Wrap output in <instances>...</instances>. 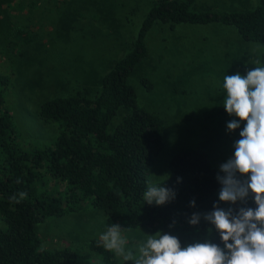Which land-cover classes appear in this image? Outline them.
Wrapping results in <instances>:
<instances>
[{
  "label": "trees",
  "instance_id": "trees-1",
  "mask_svg": "<svg viewBox=\"0 0 264 264\" xmlns=\"http://www.w3.org/2000/svg\"><path fill=\"white\" fill-rule=\"evenodd\" d=\"M193 3L148 0L128 50L104 70L95 94L75 90L44 100L37 116L56 124L51 144L30 150L19 146L11 114L2 108L8 78L0 75V264H94L69 246L41 248L36 233L37 224L50 217L85 210H100L110 224L122 228L170 233L182 246L205 240L223 246L215 226L203 217L195 226L188 223L193 213L211 212L214 204L224 209L240 206L219 200L222 185L217 175L223 173L211 165L206 143L175 152L166 163L167 177L154 183L175 191L174 200L157 206L143 199L150 166L163 146L164 122L137 104L129 82L131 72L149 53L147 33L155 26L172 30L177 24L214 23L229 25L241 40L264 46V0L232 11L196 9ZM139 83L146 90L152 87L145 76ZM21 192L27 194L23 199ZM13 195L19 203L10 201ZM247 206L256 207L251 195ZM86 246L98 264H129L119 263L115 253L100 246L99 238H90Z\"/></svg>",
  "mask_w": 264,
  "mask_h": 264
},
{
  "label": "rangeland",
  "instance_id": "rangeland-1",
  "mask_svg": "<svg viewBox=\"0 0 264 264\" xmlns=\"http://www.w3.org/2000/svg\"><path fill=\"white\" fill-rule=\"evenodd\" d=\"M256 3L194 0L193 6L232 11ZM147 7L148 0H0V75L8 78L2 108L11 114L21 148L52 143L56 124L38 118L39 105L75 90L95 94L104 70L128 50ZM158 27L147 33L149 53L129 77L137 104L164 121L163 146L150 166L148 184L167 177L166 163L175 152L200 143H206L211 165L220 170L232 156L238 131L227 129V123L238 118L223 106V78L246 75L257 58L264 62V46L241 40L229 25ZM256 45H260L259 57L253 52ZM144 76L151 79L150 90L139 83ZM111 225L102 211L85 210L50 217L37 224L36 233L41 248L69 246L98 264L86 242L99 238ZM144 233L155 234L143 228L126 232L129 246L135 247L145 238Z\"/></svg>",
  "mask_w": 264,
  "mask_h": 264
},
{
  "label": "clouds",
  "instance_id": "clouds-1",
  "mask_svg": "<svg viewBox=\"0 0 264 264\" xmlns=\"http://www.w3.org/2000/svg\"><path fill=\"white\" fill-rule=\"evenodd\" d=\"M259 48L256 45L253 49L257 57ZM252 64L255 67L246 75H225L222 84L226 92L223 106L230 116L238 118L227 123L228 131L239 129L241 121L246 123L239 132L240 139L234 142L233 156L220 165L223 175H217L222 185L219 200L240 206L224 209L214 204L211 212L193 213L188 220L195 226L203 217L214 225L223 246L209 240L182 246L177 236L158 231L144 233L145 238L130 247L125 233L132 229L116 223L99 235V244L106 251L132 264H264V62L257 58ZM18 195L23 199L27 194ZM250 195L254 208L247 206ZM175 196V191L164 183L149 184L143 199L149 205L160 206ZM20 199L10 197L14 203ZM191 206L195 207L194 200Z\"/></svg>",
  "mask_w": 264,
  "mask_h": 264
}]
</instances>
